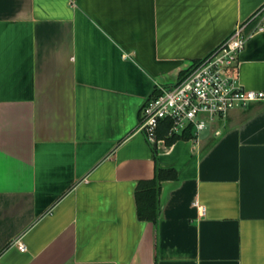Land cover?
I'll list each match as a JSON object with an SVG mask.
<instances>
[{"label": "crops", "instance_id": "crops-1", "mask_svg": "<svg viewBox=\"0 0 264 264\" xmlns=\"http://www.w3.org/2000/svg\"><path fill=\"white\" fill-rule=\"evenodd\" d=\"M240 23L264 91V0H0V264H264V100L139 128Z\"/></svg>", "mask_w": 264, "mask_h": 264}, {"label": "built area", "instance_id": "built-area-1", "mask_svg": "<svg viewBox=\"0 0 264 264\" xmlns=\"http://www.w3.org/2000/svg\"><path fill=\"white\" fill-rule=\"evenodd\" d=\"M250 34L246 24L236 26L230 36L207 57L171 86L156 84L144 102L140 115V130L150 143H157L162 124H168V137H186L199 142L202 133L212 123L225 120L237 108L264 100V91L245 88L232 70L240 65V54ZM205 212V207L195 203ZM21 251L25 243L18 241Z\"/></svg>", "mask_w": 264, "mask_h": 264}, {"label": "trees", "instance_id": "trees-1", "mask_svg": "<svg viewBox=\"0 0 264 264\" xmlns=\"http://www.w3.org/2000/svg\"><path fill=\"white\" fill-rule=\"evenodd\" d=\"M161 127H162V128H163V127L165 128V132L168 131V124H167V123L162 124ZM161 127H160V128H161ZM159 130H160V129H159ZM158 132H159V131H158ZM158 137H161V133H158ZM173 138H174V137H173ZM176 138H177V137H176ZM187 138H189V137L187 136ZM150 191H153V189L150 190ZM146 193H147V194L150 193L149 190H148Z\"/></svg>", "mask_w": 264, "mask_h": 264}]
</instances>
